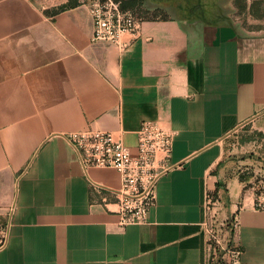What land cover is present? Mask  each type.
Segmentation results:
<instances>
[{"label":"crops","instance_id":"crops-1","mask_svg":"<svg viewBox=\"0 0 264 264\" xmlns=\"http://www.w3.org/2000/svg\"><path fill=\"white\" fill-rule=\"evenodd\" d=\"M0 0V264H208L206 198L238 214L241 264H264V0H147L140 37L94 41L82 0ZM173 135L146 223L119 225L67 139L142 123ZM112 208V207H110Z\"/></svg>","mask_w":264,"mask_h":264},{"label":"built area","instance_id":"built-area-1","mask_svg":"<svg viewBox=\"0 0 264 264\" xmlns=\"http://www.w3.org/2000/svg\"><path fill=\"white\" fill-rule=\"evenodd\" d=\"M94 20V41H108L121 49L140 37L144 18L125 9L118 0L87 2ZM138 153L133 155L123 138L113 131H74L67 139L78 154L85 173L90 168H113L121 176L118 188L89 179L90 191L101 196V202L119 217V225L146 223L157 201V181L165 170L172 151L173 135L151 121L139 129ZM255 208L264 211V171L253 185ZM206 234L208 264H241L244 250L234 234L240 226L238 214L221 216V199L213 192L206 198ZM112 207V208H110ZM8 230L0 234V248L7 241Z\"/></svg>","mask_w":264,"mask_h":264},{"label":"rangeland","instance_id":"rangeland-1","mask_svg":"<svg viewBox=\"0 0 264 264\" xmlns=\"http://www.w3.org/2000/svg\"><path fill=\"white\" fill-rule=\"evenodd\" d=\"M83 2L87 3L93 0H82ZM121 2V5L125 9H132L134 10L139 16L146 17V13H140L144 11V5L146 4L147 0H118ZM78 2V0H70L69 4H73Z\"/></svg>","mask_w":264,"mask_h":264}]
</instances>
